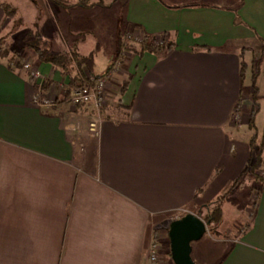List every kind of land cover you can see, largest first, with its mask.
Here are the masks:
<instances>
[{
  "label": "crops",
  "instance_id": "0c3cea01",
  "mask_svg": "<svg viewBox=\"0 0 264 264\" xmlns=\"http://www.w3.org/2000/svg\"><path fill=\"white\" fill-rule=\"evenodd\" d=\"M27 1L25 25L38 23L54 53L90 54L86 39L103 25L85 21L104 8ZM183 1L126 0L124 17L101 18L115 44L118 32L134 39L104 77L101 112L73 109L64 101L69 77L31 53L38 84L51 82L47 96L59 100L35 104L38 87L23 64L0 59V264H151L154 235L169 218L204 212L241 176L255 98L243 97V86L253 58L262 62L264 0ZM11 23L0 8L4 43ZM145 35L175 47L143 52ZM222 264H264V189Z\"/></svg>",
  "mask_w": 264,
  "mask_h": 264
},
{
  "label": "rangeland",
  "instance_id": "374dc122",
  "mask_svg": "<svg viewBox=\"0 0 264 264\" xmlns=\"http://www.w3.org/2000/svg\"><path fill=\"white\" fill-rule=\"evenodd\" d=\"M48 3H53L54 0H46ZM80 1V0H79ZM98 0H93L92 2L96 3ZM106 6H109L108 9H103V13H99V15L92 16V20L88 23L86 20L85 23L87 25H100L103 27L100 28L101 31L95 33L93 36L87 37L85 46L83 47V51L86 55L91 53L97 44L101 47V54L96 61V65L94 68L95 74L98 76L103 75L108 68L110 58L114 52L116 44L111 39L112 35L110 34V29L108 27V23H101V18L108 19H117V17H124V8L123 5L126 0H103ZM169 1V0H168ZM204 1V0H202ZM206 1V0H205ZM211 3H220L219 5L226 3H221L219 0H207ZM0 2H5L0 4V8L4 10L6 8L7 11L14 12V16L10 19L12 23L9 28V41L4 43L5 37L1 39V48L4 50L10 51L12 54V58H15L17 62L21 64L28 63V56L32 53L35 54L34 50L30 45L35 44L36 41V28L38 23H34L30 28L26 26V19L28 16H31L33 12H30L28 8L27 0H0ZM6 2L15 3L20 8V12L18 13L16 7L13 4H6ZM171 3H184L183 0H173ZM55 5V4H54ZM6 11V12H7ZM8 13V12H7ZM20 17V18H18ZM23 18V19H22ZM7 19V18H6ZM26 19V20H24ZM21 20V21H20ZM76 18H72V24H75ZM104 20V19H103ZM102 20V22H103ZM39 27V26H38ZM103 31L105 33H103ZM123 31V30H122ZM122 33V32H120ZM118 32V35L120 34ZM12 35L15 37V41H12ZM117 35V37H118ZM124 42H126L127 48L126 51H130L128 47L130 46V42H134L133 36L123 35ZM162 46V45H159ZM264 45L260 43L259 48V56L263 54ZM72 53V49H70ZM257 53V52H256ZM16 54V55H15ZM65 54V53H63ZM68 54V53H67ZM251 54V53H250ZM255 54V53H254ZM257 54H255L256 56ZM252 56V55H251ZM262 73L257 82L256 88L254 87L253 80L251 79L250 70L248 71L244 86H243V97L245 98H256V101L259 106V113L256 118V129L259 135L262 134L264 130V54L262 55ZM120 60L123 58V55L119 56ZM68 58L71 61L72 56L68 54ZM256 56L253 58L254 60L258 59ZM250 56L246 57V62L250 63L253 60ZM116 62V63H117ZM16 63V62H15ZM72 63V62H71ZM29 64V63H28ZM73 65V63H72ZM71 65V66H72ZM59 100H57L58 102ZM67 105V104H65ZM250 108V107H249ZM246 131V130H245ZM255 188H259V184H256V181L251 175L248 176L241 184L237 187V189L226 199V209L223 221L217 225L216 227H209L207 225V232L204 238L192 244V259L195 264H220L224 258L227 256L229 250L234 245V242L241 234V232L246 229L255 210V202L257 201V195L255 192ZM205 213V212H204ZM249 213V214H248ZM203 214V213H202ZM182 215V216H181ZM187 214L177 215L178 217L172 216L169 218V221H175L184 217ZM198 216V215H197ZM204 222L203 217L201 218ZM168 221L167 224H164L160 229H158V234L160 236L158 241L159 246V254H158V262L157 264L163 262V264H173L172 260L169 258L170 253V241L168 237L170 223ZM247 222V223H246ZM206 223V222H205ZM246 223V224H245ZM207 224V223H206Z\"/></svg>",
  "mask_w": 264,
  "mask_h": 264
},
{
  "label": "trees",
  "instance_id": "16d2710c",
  "mask_svg": "<svg viewBox=\"0 0 264 264\" xmlns=\"http://www.w3.org/2000/svg\"><path fill=\"white\" fill-rule=\"evenodd\" d=\"M54 1H55L54 2L55 5L63 8L79 7L83 9H90L94 6H98L104 9L110 8L109 6L105 5V2L103 0H98L96 1V3L92 2L93 0H80L75 4H70L65 0H54ZM124 6H126V4ZM193 6H198V5H193ZM6 11H7L6 8H4L6 18L11 19L14 16V12L7 11L8 12L7 13ZM35 28L37 30L35 33L37 42L30 46L34 50L38 61L60 69L62 74L64 76H68L70 79V84L65 88L66 99L64 101H68L70 103V98L74 90L85 86H92V83L90 82V77H93L95 79H101L107 76L112 70H114V66H112L108 69L107 73L102 77L95 76L94 74L95 58L100 50L99 45H97V47L93 52H91L88 56L85 57L78 55L75 51L72 50L71 53L72 59L70 61L67 53L65 54L54 53L51 49L50 42L45 37H43L40 28L37 25L35 26ZM166 37L167 36L162 37L163 44L162 46H159L155 38L145 35L143 37V41L141 44V51L143 52L148 51L153 54H158L160 52H170L171 50L174 49L175 44L173 42L167 41L165 39ZM259 39L261 43H263L264 45V40L261 38ZM116 45L117 48L115 52V57H119L122 54L123 50L127 48L122 33L118 35ZM1 46L2 45L0 43V59L9 58L10 59L9 67L11 69L12 66L22 67V64L20 62H17L15 58H12L11 56L12 53L8 50L3 51ZM71 62L73 63V65ZM260 65L261 63L259 61L258 62L256 60L252 61V67H251L252 80L255 88L260 73ZM248 67H249L248 64H246L242 60V66H241L242 79L245 78L246 70L248 69ZM51 86H52L51 82L45 81L42 85V92L45 95L48 94L49 90L51 89ZM125 86L126 85L124 84L121 90L122 92L125 90ZM252 103L253 104H252V109L250 111V119H249L250 121L249 129L253 131V134L248 139V145L250 147V155L247 166L244 169L241 176L228 189H226V191H224L212 203H210L206 208H204V210H202L205 213L200 212V214H198L200 215L201 218L203 217V219L205 220V222L209 227H216L223 221L224 218L223 207L226 199L237 189V187L241 184L242 181L248 178L249 175H251V177L255 179L256 184H259V188L257 189L255 188V192L257 195V201L255 202V209L257 207L258 199L261 195V192L264 189V130L261 135H259V133L257 132L256 118L259 113V106L256 101V98L253 99ZM82 107L83 106H79L78 108H82ZM169 258L171 260L170 253H169ZM222 262L220 264H222Z\"/></svg>",
  "mask_w": 264,
  "mask_h": 264
},
{
  "label": "built area",
  "instance_id": "2783aa9c",
  "mask_svg": "<svg viewBox=\"0 0 264 264\" xmlns=\"http://www.w3.org/2000/svg\"><path fill=\"white\" fill-rule=\"evenodd\" d=\"M142 41V40H141ZM158 45H162V41L157 42ZM124 56V55H123ZM122 59V58H121ZM121 66L120 60L116 63V66L113 72L117 71ZM23 68L29 73V78L33 85L38 87V94L35 97V104L39 106L53 107L57 100L54 96H47L42 92V85L38 84L40 81V73L32 69L30 64H23ZM90 82L92 86H85L78 88L73 91L70 104L73 109L78 108L79 106H91L95 111L101 112L103 107L106 105L107 100V86H106V78L95 79L90 77ZM159 234L154 235V242L152 244L151 252H150V262L151 264H157L158 262V254H159Z\"/></svg>",
  "mask_w": 264,
  "mask_h": 264
},
{
  "label": "water",
  "instance_id": "95a60500",
  "mask_svg": "<svg viewBox=\"0 0 264 264\" xmlns=\"http://www.w3.org/2000/svg\"><path fill=\"white\" fill-rule=\"evenodd\" d=\"M207 232V224L200 216L187 214L170 224L168 237L173 264H195L192 244L201 241Z\"/></svg>",
  "mask_w": 264,
  "mask_h": 264
}]
</instances>
